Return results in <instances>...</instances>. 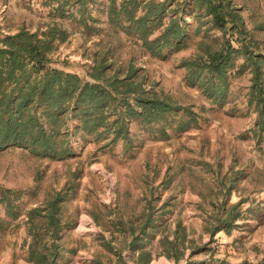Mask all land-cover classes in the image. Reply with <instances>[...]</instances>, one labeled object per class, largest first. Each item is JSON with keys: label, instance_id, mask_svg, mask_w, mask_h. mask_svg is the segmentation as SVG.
I'll return each mask as SVG.
<instances>
[{"label": "rangeland", "instance_id": "rangeland-1", "mask_svg": "<svg viewBox=\"0 0 264 264\" xmlns=\"http://www.w3.org/2000/svg\"><path fill=\"white\" fill-rule=\"evenodd\" d=\"M96 1L98 30L88 35L73 18L55 16L50 0H0V34L64 29L69 38L54 52L52 66L87 79L96 53L108 51L116 66L132 62L157 91L192 106L201 116L199 126L154 139L134 124V148L127 149L123 141L111 147L90 143L66 161L28 150H0V187L22 191L20 219L8 218L0 206L6 225L0 228V264H34L28 260L27 212L59 192L68 194L62 219L69 227L62 232L58 264H264V136L259 142L251 132L257 119L248 106L251 75L234 78L227 102L215 104L187 83L181 63L199 52L203 38L210 42L220 31L196 35L198 26L190 16L193 43L163 59L134 38L115 34L98 12L105 0ZM233 1L242 8L248 29L264 41V0ZM227 198L232 204L245 201L240 228L213 237L204 220L213 214V203ZM149 218L158 227L143 235ZM133 233L143 238L150 258L142 260L134 251ZM177 237L183 243L179 262L166 255L161 242Z\"/></svg>", "mask_w": 264, "mask_h": 264}, {"label": "trees", "instance_id": "trees-1", "mask_svg": "<svg viewBox=\"0 0 264 264\" xmlns=\"http://www.w3.org/2000/svg\"><path fill=\"white\" fill-rule=\"evenodd\" d=\"M50 1L55 16L73 18L88 35L98 30L99 19L93 16L96 0ZM98 12L106 15L115 34L134 38L163 59L193 43L190 16L198 26L196 35L204 32L210 37L213 30L220 31L222 35L210 42L203 38L199 52L182 61L186 81L221 106L228 100L232 80L249 73L248 106L257 115L251 132L263 140L264 41L248 29L242 8L233 0H105ZM68 38L69 32L57 26L42 34L27 30L0 34V150H28L66 161L80 156L90 143L111 147L123 141L127 149L134 148V124L154 139H168L169 130L183 133L199 126L201 116L192 106L157 91L144 69L132 62L116 66L108 51L96 53L87 79L52 66L54 52ZM21 197L20 190L0 187V206L8 218L20 219ZM67 197L59 192L27 212L30 262L58 264L62 258V232L69 227L62 219ZM244 203L232 204L228 198L223 204L213 203V214L204 220L206 232L214 237L240 228ZM2 221L0 217V228H5ZM155 224L149 218L141 234L156 229ZM142 239L133 233L134 251L143 260L151 256ZM178 240L161 241L168 248L166 255L176 262L183 254Z\"/></svg>", "mask_w": 264, "mask_h": 264}]
</instances>
